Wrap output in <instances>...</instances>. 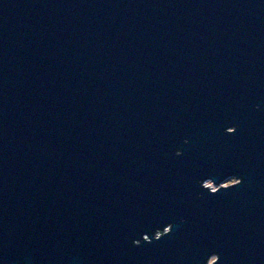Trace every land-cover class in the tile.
<instances>
[{
  "label": "water",
  "instance_id": "95a60500",
  "mask_svg": "<svg viewBox=\"0 0 264 264\" xmlns=\"http://www.w3.org/2000/svg\"><path fill=\"white\" fill-rule=\"evenodd\" d=\"M0 264H264V0H0Z\"/></svg>",
  "mask_w": 264,
  "mask_h": 264
},
{
  "label": "rangeland",
  "instance_id": "374dc122",
  "mask_svg": "<svg viewBox=\"0 0 264 264\" xmlns=\"http://www.w3.org/2000/svg\"><path fill=\"white\" fill-rule=\"evenodd\" d=\"M235 182V180L234 179H232V178H230V179H228V180H226L225 182H223L222 183V185H225V186H227V185H230V184H232V183H234ZM206 185L207 186H211V188H215L213 185H212V183L211 182H206Z\"/></svg>",
  "mask_w": 264,
  "mask_h": 264
}]
</instances>
